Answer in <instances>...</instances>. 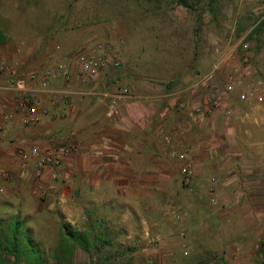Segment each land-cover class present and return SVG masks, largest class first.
Instances as JSON below:
<instances>
[{
  "label": "rangeland",
  "instance_id": "374dc122",
  "mask_svg": "<svg viewBox=\"0 0 264 264\" xmlns=\"http://www.w3.org/2000/svg\"><path fill=\"white\" fill-rule=\"evenodd\" d=\"M186 1L187 5L178 0H0V30L5 38L0 44V61H17L23 70L36 69L21 63L52 49L51 64L68 55L76 63L81 51L109 42L118 49L121 65L109 66L107 71L111 79L120 73L118 81L123 85L132 81L127 67L133 49L144 45L145 53L156 62L155 82L181 76L192 84L210 74L225 79L238 68L237 77L243 84H264V33L248 36L251 24L264 16V0H216L212 7L208 0ZM123 38L127 60L122 55ZM245 173L240 176L243 180L230 186L244 190L236 199L225 198V189L216 198L208 185L181 180L189 196L178 201L159 195L146 227L138 226L136 231L126 230L130 217L121 230L120 225L106 224L98 215H77L85 204L83 190L74 200L61 174L46 183L42 196L35 190L32 172L17 188L7 190L0 178V229L8 228L18 215V240L23 245L21 239L28 235V243L39 248L38 264H56L53 253L63 223L79 230L88 241L98 240L96 245L87 244L86 250L73 243L65 264H195L199 260L258 264L264 238V178ZM223 175L221 181L226 178ZM202 190L205 198L198 196ZM165 201L171 209L162 217ZM140 204L149 210L146 199ZM19 264L32 263L23 260Z\"/></svg>",
  "mask_w": 264,
  "mask_h": 264
},
{
  "label": "crops",
  "instance_id": "0c3cea01",
  "mask_svg": "<svg viewBox=\"0 0 264 264\" xmlns=\"http://www.w3.org/2000/svg\"><path fill=\"white\" fill-rule=\"evenodd\" d=\"M167 41L170 45L169 36ZM121 42L127 60L124 38ZM51 51L21 65L52 68L55 62L51 64L49 58L55 51ZM145 51L144 45L133 49L132 63L127 67L132 81L125 85L119 83L120 73L116 79L109 77V65L92 80H82L73 68L68 77L50 78L47 89L39 93L43 113L34 125H23L16 114L6 118L14 106L15 93L0 73V170L9 175L1 180L5 189L17 188L28 172L33 173V169L19 166L17 147H38L40 151L62 148L65 153L58 175L74 200H78L81 188L84 193V207L76 214L98 215L106 224L112 221L120 225L121 230L130 217L126 230L136 231L138 226L146 227L159 195L178 201L189 196L181 185L179 165L169 154L172 147L189 149L192 182L208 185L216 198H220L221 189L226 191L225 198L243 195L244 190L230 186L239 183V178L243 180L240 176L245 172L264 178V99L239 101L236 89L229 101L233 108L230 116L222 111L208 113L204 102L208 88L224 79L210 74L205 85H197L204 76L187 84V79L176 74L155 82L156 62ZM124 87L129 89L126 94L120 91ZM181 102L185 103L183 108L178 106ZM198 103L205 109L201 114L193 109ZM168 134L172 135L171 144L164 139ZM222 175L226 178L221 181ZM172 185L178 189L172 191ZM196 189L201 190L199 186ZM198 196L205 198L206 194L202 190ZM143 198L149 210L141 209ZM166 202L161 206L162 217L170 213Z\"/></svg>",
  "mask_w": 264,
  "mask_h": 264
},
{
  "label": "built area",
  "instance_id": "2783aa9c",
  "mask_svg": "<svg viewBox=\"0 0 264 264\" xmlns=\"http://www.w3.org/2000/svg\"><path fill=\"white\" fill-rule=\"evenodd\" d=\"M108 65L112 67L121 65V56L118 49L112 47L109 42H100L85 51H81L76 57V63H73L68 57H58L54 67L42 70L37 68L23 70L17 61L9 63L1 60L0 73L6 77L7 82L13 87L15 93L14 106L11 112L6 115V118L16 114L23 125L37 124L41 120L43 113L39 93L47 89L50 78L59 75L68 77L73 68L82 80H92ZM237 75L238 68H235L223 81H216L214 85L208 88L204 98L208 113L222 111L224 115L230 116L232 107L228 100L236 89L239 101H262L264 99V84H243ZM205 76L202 79L203 82L197 85H205V82L210 80L211 75ZM120 91L122 94L128 93L126 87L121 88ZM178 106L183 108L185 103L181 102ZM193 109L197 114L205 111L204 106L200 103L195 105ZM164 139L171 144L172 135H165ZM64 153L65 149L62 148H46L40 151L38 147L29 149L17 147L18 164L22 169H33L37 183L35 190L39 195L42 196L44 194L48 181H53L57 178ZM169 154L174 162L179 165L182 181L185 184L190 183L193 172L188 160L189 149L178 145L170 148ZM8 177L7 171L0 170L1 179L4 180ZM0 190H2V187Z\"/></svg>",
  "mask_w": 264,
  "mask_h": 264
},
{
  "label": "trees",
  "instance_id": "16d2710c",
  "mask_svg": "<svg viewBox=\"0 0 264 264\" xmlns=\"http://www.w3.org/2000/svg\"><path fill=\"white\" fill-rule=\"evenodd\" d=\"M178 1L182 4H188L186 0ZM215 2L216 0H208V4L211 7ZM251 26L248 33L249 37H252L254 34L258 36L264 33V16L258 17ZM4 41V33L0 30V44ZM17 217L18 215L11 220L8 228L0 229V264H19L23 260L29 261L32 264H38V261L41 260L38 257L40 255L39 248L36 245H30L28 243V235L23 237L24 239H21L23 245L18 240L21 233V222ZM62 230V237L60 238L56 251L53 253L56 264H65L70 258L73 243L80 246L83 250L87 249V244H97V238L93 239V241L86 240L84 234L77 229H72L69 223H63ZM259 254L260 260L258 264H264V238L261 239L259 244ZM8 256H12V259L9 260ZM195 264H211V261L199 260Z\"/></svg>",
  "mask_w": 264,
  "mask_h": 264
}]
</instances>
